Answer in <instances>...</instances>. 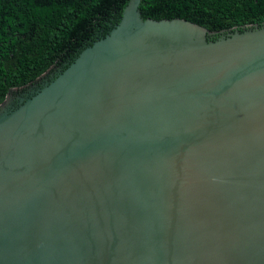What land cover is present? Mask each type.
<instances>
[{
    "label": "water",
    "instance_id": "obj_1",
    "mask_svg": "<svg viewBox=\"0 0 264 264\" xmlns=\"http://www.w3.org/2000/svg\"><path fill=\"white\" fill-rule=\"evenodd\" d=\"M140 3L0 104V264H264V25Z\"/></svg>",
    "mask_w": 264,
    "mask_h": 264
},
{
    "label": "trees",
    "instance_id": "obj_2",
    "mask_svg": "<svg viewBox=\"0 0 264 264\" xmlns=\"http://www.w3.org/2000/svg\"><path fill=\"white\" fill-rule=\"evenodd\" d=\"M128 0H0V104L120 21ZM143 19H181L209 32L264 25V0H141Z\"/></svg>",
    "mask_w": 264,
    "mask_h": 264
},
{
    "label": "flooded vegetation",
    "instance_id": "obj_3",
    "mask_svg": "<svg viewBox=\"0 0 264 264\" xmlns=\"http://www.w3.org/2000/svg\"><path fill=\"white\" fill-rule=\"evenodd\" d=\"M58 71H59V68H55V69L51 70L43 78H41L36 83H34V85H31L30 88H28L25 91H21L20 94L21 95H25V94L32 93V91H34L35 89L41 87L44 83H47V82L51 81L52 79H54L55 76L58 74Z\"/></svg>",
    "mask_w": 264,
    "mask_h": 264
},
{
    "label": "rangeland",
    "instance_id": "obj_4",
    "mask_svg": "<svg viewBox=\"0 0 264 264\" xmlns=\"http://www.w3.org/2000/svg\"><path fill=\"white\" fill-rule=\"evenodd\" d=\"M28 88H30V86L27 87V88L24 89V90H14V91H13V94H14V95H19L21 91H25V90H27ZM20 95H21V94H20Z\"/></svg>",
    "mask_w": 264,
    "mask_h": 264
}]
</instances>
